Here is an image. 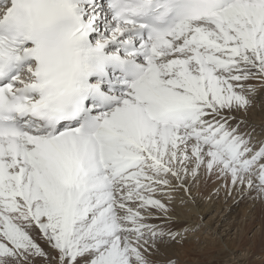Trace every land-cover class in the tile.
I'll return each mask as SVG.
<instances>
[{"label": "snow or ice", "instance_id": "6c2138e0", "mask_svg": "<svg viewBox=\"0 0 264 264\" xmlns=\"http://www.w3.org/2000/svg\"><path fill=\"white\" fill-rule=\"evenodd\" d=\"M261 95L264 0H0V264H186Z\"/></svg>", "mask_w": 264, "mask_h": 264}, {"label": "bare ground", "instance_id": "6f19581e", "mask_svg": "<svg viewBox=\"0 0 264 264\" xmlns=\"http://www.w3.org/2000/svg\"><path fill=\"white\" fill-rule=\"evenodd\" d=\"M248 119L251 123L257 125L258 127L264 126V95H261L255 107L250 110ZM240 195V193H234L231 196H226L223 192H220L217 195L215 194L214 188L209 187L200 197L198 204L193 206L194 212L192 215L195 216L193 217L191 215L189 219L195 220L192 223H202L200 231L203 230V237H199V247L201 246L202 249L199 247L198 248L199 252H201L203 255L214 254L216 251H218L219 256H231L232 258H236L235 264H245L243 263V259L241 257L245 258L248 256L250 249H246V252L241 254L237 251V248H240L241 246L242 236L244 234L246 224L248 223V230H250L251 227L256 223V220H258L257 223L260 225V228L258 233L254 234L253 236L252 246L258 248L263 243L262 237L264 234V215L262 210H264V203H261L259 200L257 201L252 198L251 204H254L255 201H257L259 207H257V209L254 211H249L247 214L248 217H245V213L243 212V214H241L239 217H233L232 220L225 224L223 223L226 220L227 214L234 209V204L232 205L233 201ZM225 203H227L226 208ZM213 206H216L217 212L210 215L211 211H213ZM221 213H224V216H222ZM238 219L239 221L236 223V220ZM223 228L224 230H222ZM233 230L235 231L231 233ZM224 235L227 236V238H225ZM259 238H262V241ZM201 241H203V243ZM192 252H195L196 254V250H190L189 247L181 250V260L185 261L186 264H196L195 259H199V257H197Z\"/></svg>", "mask_w": 264, "mask_h": 264}, {"label": "rangeland", "instance_id": "374dc122", "mask_svg": "<svg viewBox=\"0 0 264 264\" xmlns=\"http://www.w3.org/2000/svg\"><path fill=\"white\" fill-rule=\"evenodd\" d=\"M252 196H247V194H241L239 197H237L232 205L234 206V209L231 210L230 213L227 214L226 216V220L225 222H223L224 224L227 223L228 221L232 220L233 217L237 218L239 217L241 214H243V212L245 213V217H248L247 214L249 213V211H254L255 209H257V207H259L257 201H255L254 204H251L252 201ZM227 206V203H225V208ZM264 206V205H263ZM217 212V208L216 206H213V211H211L210 215L214 214ZM262 213L264 215V210H262ZM216 215V214H215ZM222 216H224V213H221ZM193 217L195 215H192ZM195 220H191V222H194ZM239 221L236 220V223ZM258 220H256V223L251 227L250 230H248V223L245 226L244 229V234L242 236V241H241V246L240 248H237L238 252L241 254H244L246 252V249H250V253L248 256L241 257L243 260V263L245 264H264V234H263V239L259 238L263 243L258 247H253V236L254 234L258 233V230L260 228V225H258L257 223ZM197 224L202 225L201 222H197ZM224 230V228L222 229ZM235 230H233L231 233H233ZM198 236L203 237V230L200 231L198 233ZM225 236V235H224ZM225 238H227V236H225ZM200 241V238H199ZM203 243V241H201ZM199 243L200 242H194L189 244L187 247L190 248V250H196V254L195 252L193 254H195L197 257H199V259H195L196 260V264H235L236 262V258H232L231 256L228 257H223V256H219V252L216 251L214 254H202L201 252H199V248L202 249V247H199ZM206 245V244H204ZM210 245V244H209ZM197 247V248H196ZM199 247V248H198ZM194 248V249H193ZM231 260V261H230ZM241 261V262H242ZM239 264V263H238Z\"/></svg>", "mask_w": 264, "mask_h": 264}]
</instances>
